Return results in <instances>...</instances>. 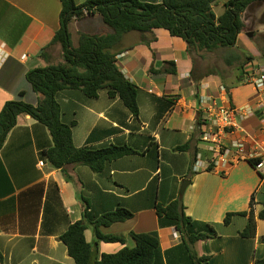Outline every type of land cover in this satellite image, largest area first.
I'll list each match as a JSON object with an SVG mask.
<instances>
[{
    "label": "crops",
    "instance_id": "0c3cea01",
    "mask_svg": "<svg viewBox=\"0 0 264 264\" xmlns=\"http://www.w3.org/2000/svg\"><path fill=\"white\" fill-rule=\"evenodd\" d=\"M220 5L222 2L213 10ZM60 9L59 0H0V48L6 54L0 63V111L20 93L23 101L36 104L41 95L32 91L26 74L63 62L60 45H50L60 26ZM97 17L70 22L69 32L71 27L77 39L73 46L81 32L110 31L102 21L106 27L102 25L101 32L89 31L94 27L89 20ZM114 51L118 68L137 87V117L106 89L96 98H88L80 90H63L56 101L62 120L75 122L72 140L76 148L115 145L127 146L136 153L107 162L99 173L84 165L56 169L45 155L52 146L47 128L29 115H19L0 149V252L4 258L0 264H75L59 237L82 219L86 205L92 218L118 208L132 213L124 222L101 227L103 234L124 241H98L94 249L97 261L103 254L132 247L130 233L156 231L160 264H191L188 252L178 248L180 234L173 227H159L155 212L156 205H164L180 194L185 214L195 221L214 224L218 232L212 239L193 244L198 257H209L202 264H252L264 258L260 240L264 237V221L257 220L253 238L238 235L246 217L234 216L229 226L222 225L227 213L247 211L251 198L255 214L261 210L264 175L249 162H241L225 173L209 170L210 155L198 140V124L208 99L243 107L254 101L253 87L221 80L216 71L193 81L187 44L165 29L126 33ZM167 63L174 64V75L165 72L173 69ZM257 65L264 66L252 60L244 70ZM198 70L201 75L210 71ZM223 84L228 87L227 99L218 88ZM238 125L261 144L259 152L264 154V106L248 118H239ZM239 136L236 133L228 138ZM199 153L205 165L195 171ZM40 161L43 166L38 165ZM185 180L188 182L180 193ZM84 237L93 243L91 228L85 230Z\"/></svg>",
    "mask_w": 264,
    "mask_h": 264
},
{
    "label": "trees",
    "instance_id": "16d2710c",
    "mask_svg": "<svg viewBox=\"0 0 264 264\" xmlns=\"http://www.w3.org/2000/svg\"><path fill=\"white\" fill-rule=\"evenodd\" d=\"M59 29L50 45L59 44L63 62L44 68L30 70L26 80L33 92L40 94L36 104L23 101V93L16 100L8 101L0 111V149L8 133L15 127L19 115H29L44 125L51 137L52 146L45 151L51 166L63 169L67 165H84L99 173L104 165L117 158L135 154L127 146L111 145L102 148H76L72 140V128L75 122L66 123L61 118L60 106L56 96L63 90H80L88 98H96L99 91L106 89L110 97H118L121 103L134 117L138 116L137 87L124 77L116 63L114 48L124 34L129 32L149 33L153 29H165L173 37L181 38L187 44V53L193 63L190 74L198 82L203 76L216 74L210 70L199 74L192 52L212 53L227 50L223 61L227 66L239 63V74L235 84L244 81V66L253 60L234 51L237 38L244 29L242 16L253 2L264 0H161L160 3H148L140 0H59ZM222 2V12L216 14L213 6ZM98 15L110 29L104 33L78 34L77 45L73 46L69 24L72 20H81L87 16ZM264 56V51H262ZM173 69L165 70L175 74L173 63H167ZM217 72V71H216ZM221 80L222 73L217 72ZM224 85V84H223ZM228 90V87H226ZM253 165L254 161H250ZM211 166L208 167L211 170ZM261 210L255 214L253 199L249 201L247 211L227 213L222 225L231 224L234 216L246 217L244 228L238 232L242 238H253L256 234L257 220L264 221V202ZM86 205L80 221L71 224L59 237L65 245L67 254L75 264H160L162 254L156 231L149 233H130L132 247H124L115 254H103L100 260L94 257L98 241L123 242L118 236L105 235L101 227L124 222L132 217L126 209L118 208L99 217L90 215ZM158 226L173 227L181 237V245L188 252L191 264H202L208 256L198 257L192 250L193 244L206 241L218 235L214 224L195 221L185 214L182 195L164 205H156ZM91 228L94 241L85 240V230ZM264 243V237H261ZM168 255V251L164 254ZM4 258L0 252V263ZM252 264H264V258L253 260Z\"/></svg>",
    "mask_w": 264,
    "mask_h": 264
},
{
    "label": "built area",
    "instance_id": "2783aa9c",
    "mask_svg": "<svg viewBox=\"0 0 264 264\" xmlns=\"http://www.w3.org/2000/svg\"><path fill=\"white\" fill-rule=\"evenodd\" d=\"M6 57L5 52L0 48V63ZM25 55L22 56L24 58ZM243 83L251 85L255 91V99L249 104L235 108L227 104H218L214 98L206 102L203 115L198 124V140L206 148L210 158L207 161L208 167L225 173L231 167L241 162L254 161L253 167L261 175H264V154L260 153L261 144L247 134L238 125V119H245L252 116L255 109L264 106V66L252 67L250 71L244 70ZM219 91L227 99L229 92L224 85H220ZM239 133V137L228 138L230 135ZM43 166V162L38 163ZM201 154L196 156L193 168L199 171L204 167Z\"/></svg>",
    "mask_w": 264,
    "mask_h": 264
},
{
    "label": "rangeland",
    "instance_id": "374dc122",
    "mask_svg": "<svg viewBox=\"0 0 264 264\" xmlns=\"http://www.w3.org/2000/svg\"><path fill=\"white\" fill-rule=\"evenodd\" d=\"M221 10V5L214 7V11L217 14H219ZM89 21H91L93 24L92 26H94L93 29H89V31L96 32L99 30V32H101V27L104 25L99 16ZM242 21L244 23L243 35L237 40L234 51L238 52L243 57H252L253 60L264 64V56H262V51H264V2H253L250 4L243 13ZM70 30L72 31L71 42L74 44L77 39L71 27ZM248 34H251V37L248 36ZM226 52L229 53L225 49L217 50L212 53L192 52L191 57L195 60L196 68H200L202 71L213 70L220 72L225 80L234 84L235 78L239 74L240 65L238 62H234L230 66H227L223 61V56L226 55Z\"/></svg>",
    "mask_w": 264,
    "mask_h": 264
},
{
    "label": "water",
    "instance_id": "95a60500",
    "mask_svg": "<svg viewBox=\"0 0 264 264\" xmlns=\"http://www.w3.org/2000/svg\"><path fill=\"white\" fill-rule=\"evenodd\" d=\"M248 36H250L251 37V34H248ZM188 181L187 180H185L184 181V183H183V185H182V187H181V189H180V193H182V191L184 190V185H185V183H187Z\"/></svg>",
    "mask_w": 264,
    "mask_h": 264
}]
</instances>
